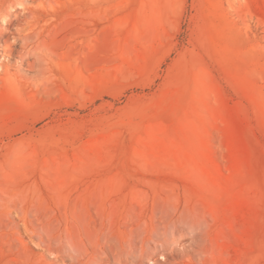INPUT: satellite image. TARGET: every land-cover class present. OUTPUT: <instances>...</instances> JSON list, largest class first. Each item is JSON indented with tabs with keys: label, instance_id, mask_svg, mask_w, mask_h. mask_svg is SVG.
<instances>
[{
	"label": "rangeland",
	"instance_id": "obj_1",
	"mask_svg": "<svg viewBox=\"0 0 264 264\" xmlns=\"http://www.w3.org/2000/svg\"><path fill=\"white\" fill-rule=\"evenodd\" d=\"M0 264H264V0H0Z\"/></svg>",
	"mask_w": 264,
	"mask_h": 264
}]
</instances>
